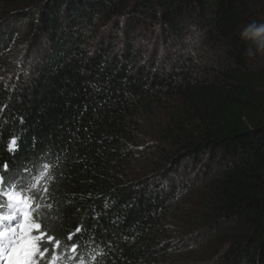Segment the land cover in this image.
Returning <instances> with one entry per match:
<instances>
[{"label":"trees","instance_id":"1","mask_svg":"<svg viewBox=\"0 0 264 264\" xmlns=\"http://www.w3.org/2000/svg\"><path fill=\"white\" fill-rule=\"evenodd\" d=\"M261 23L264 0H0V213L35 205L47 264H264Z\"/></svg>","mask_w":264,"mask_h":264},{"label":"snow or ice","instance_id":"2","mask_svg":"<svg viewBox=\"0 0 264 264\" xmlns=\"http://www.w3.org/2000/svg\"><path fill=\"white\" fill-rule=\"evenodd\" d=\"M7 164L0 165V169L7 171ZM7 184L3 175H0V185ZM7 199L11 203L7 206L11 211L0 213V262L3 264H47L48 257L53 256L50 250L53 244L58 245L50 232L45 229L48 225L38 220L31 213V207L26 200H17L13 196ZM37 199L39 197L37 196ZM4 205H0L3 208ZM43 225V227H42ZM77 232L80 229L76 230ZM76 243V239L71 241ZM75 250V249H73ZM79 259V257H76Z\"/></svg>","mask_w":264,"mask_h":264},{"label":"rangeland","instance_id":"3","mask_svg":"<svg viewBox=\"0 0 264 264\" xmlns=\"http://www.w3.org/2000/svg\"><path fill=\"white\" fill-rule=\"evenodd\" d=\"M25 36L23 34V39L22 37H20L18 40H16V43L13 44L12 47H9V49H7L4 53H3V59H5V63H3V67L4 69L6 68H10L13 65V62L16 60V56L19 53V51L24 50L25 49V40H24ZM33 50H31L30 52H32ZM28 52V51H26ZM34 52V51H33ZM36 52V51H35ZM34 52V53H35ZM32 54V53H31ZM30 54V55H31ZM38 58H39V54L37 53ZM15 63V62H14ZM18 67H14V69L12 70L13 72H17ZM16 75V74H14Z\"/></svg>","mask_w":264,"mask_h":264},{"label":"clouds","instance_id":"4","mask_svg":"<svg viewBox=\"0 0 264 264\" xmlns=\"http://www.w3.org/2000/svg\"><path fill=\"white\" fill-rule=\"evenodd\" d=\"M255 29L256 33H264V23L261 24H252L246 27L242 32H241V38L244 39L249 36V29ZM244 54L249 57V58H254L260 55H264V44H259L256 46L255 51L251 50L247 46L245 47V52Z\"/></svg>","mask_w":264,"mask_h":264}]
</instances>
